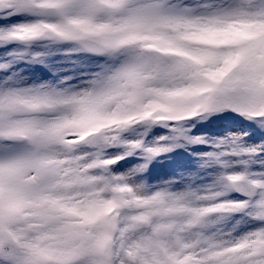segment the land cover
I'll list each match as a JSON object with an SVG mask.
<instances>
[{"label": "snow or ice", "instance_id": "snow-or-ice-1", "mask_svg": "<svg viewBox=\"0 0 264 264\" xmlns=\"http://www.w3.org/2000/svg\"><path fill=\"white\" fill-rule=\"evenodd\" d=\"M13 42L0 57V264H264V169L219 152L200 161L219 165L204 194L134 179L204 143L186 126L209 117L259 141L243 152L264 164V0H0V47ZM62 45L82 71L29 83L16 70L64 72L51 60ZM155 125L172 134L146 142ZM137 151L142 163L114 171Z\"/></svg>", "mask_w": 264, "mask_h": 264}, {"label": "rangeland", "instance_id": "rangeland-1", "mask_svg": "<svg viewBox=\"0 0 264 264\" xmlns=\"http://www.w3.org/2000/svg\"><path fill=\"white\" fill-rule=\"evenodd\" d=\"M18 47H20V45L15 42L0 47V57H3L5 53L12 51L13 49H17ZM60 47L61 51L54 53L51 60L58 61L59 63L56 66L64 68V72L57 73L54 70H49L43 65H25L23 63L17 64L15 66L16 70L20 71L21 75L28 77L29 83H31V81L36 77L51 80L53 77L58 75H71L76 71H82V69L75 68L72 62L84 54H70V59H65L64 50L69 46L62 45ZM72 82L75 83V79ZM219 115L226 116L228 114L220 113ZM231 116L245 124L254 123V121H248L245 120L244 117L238 116L237 113H231ZM232 123H235V121ZM257 127H260V125L257 124ZM235 131V127H231L225 121H218L213 117L200 121L194 127L186 126V132L188 135L192 137H203L205 142L187 144L185 147L175 148L171 152L162 153L153 159L146 172L139 174L137 177H134V179L143 181L148 186H156L161 181H168L172 179L177 182L173 190H183L185 187L190 186L192 190L198 191L199 194H204L209 190L214 178L213 174L216 169L219 168V165L210 166L206 170H203L200 161L204 158V154L219 152H226L229 154L239 153V155H230L229 159V167L236 171L245 170L246 166L242 163V161L245 160H250L247 167L251 171H260L264 169V164L259 161L251 160L250 154L243 152V149L260 142L250 141L247 137H244L243 139H236L231 135ZM171 134L172 133L169 128L155 125L147 131L144 138L146 142H153L160 136H167ZM125 135L129 138L139 137L144 135V129H136L134 132L126 133ZM249 135H251V133H249ZM221 141H223V143H220ZM124 150L125 149L122 148L109 149L110 152H122ZM142 162V156L140 152L137 151L132 155L125 157L124 160H121L119 165L114 168V171L124 172ZM181 174L184 176L183 183L180 182ZM235 197L237 196L232 193L228 196L229 199ZM239 219L240 216L236 215L235 220ZM233 222L234 221H229L230 224ZM248 227L250 226L241 223L234 235L242 234Z\"/></svg>", "mask_w": 264, "mask_h": 264}]
</instances>
